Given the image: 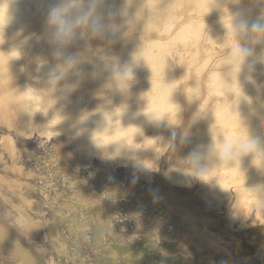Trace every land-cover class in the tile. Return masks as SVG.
<instances>
[{
  "label": "rangeland",
  "instance_id": "rangeland-1",
  "mask_svg": "<svg viewBox=\"0 0 264 264\" xmlns=\"http://www.w3.org/2000/svg\"><path fill=\"white\" fill-rule=\"evenodd\" d=\"M141 1L143 10L151 9L145 0ZM263 2L256 0L252 6ZM260 8L264 18V5ZM49 13L42 29L32 35L33 42L29 39L35 56L22 49L20 62L13 66L15 73H10L12 78L0 82V264H264V207L244 206L248 202L240 206L238 191L242 184L232 183L230 197L220 198L209 192L210 184L198 175L190 177L186 184L175 181L183 168L179 154L194 142L186 137L196 100L199 98L196 105H202L208 97L202 78L208 75L214 61L224 56L223 52L235 48L240 37L221 31L223 38L216 37V42L222 41L217 47L221 56L204 67L208 69L203 68L201 79L196 69L203 67L201 61L214 46L212 39L200 46L186 47L179 42L172 47L168 63L175 72L180 108L176 115L167 112L163 128L151 127L160 131L158 136L150 127L146 129L147 133L151 129L149 135L144 130L141 137L155 134L160 139H155L154 150L147 148L149 153L139 156L146 143L141 137L123 142L125 148L112 142H99L103 145L98 146L92 135L84 127L81 129L86 120L96 118L109 106L116 112L117 104L119 109L127 102L114 93L115 84L106 74L97 76L92 69L85 83L79 77L82 69L76 60L83 50L90 51V56L100 62L117 53L124 57L128 40L119 36L113 41L93 39L84 46L81 34L75 32L77 21L69 20V16L66 19L71 31L58 39L59 26L49 22ZM185 16L188 14L180 19L184 21ZM43 36L46 41L40 45ZM22 37L20 42L24 41ZM38 54L41 55L37 57ZM121 60L125 62L116 63L115 71L134 79L133 70L127 69L125 59ZM43 65L50 75L41 76ZM60 65L69 66L62 71ZM186 73L190 79L183 77ZM197 79L204 92L198 89L201 96L194 94L197 99L190 104L186 100L187 88ZM27 87L36 97L27 103L29 120L9 101L11 94L23 95ZM259 103L264 104L258 100ZM83 118L86 120L82 122ZM138 138L142 146H134Z\"/></svg>",
  "mask_w": 264,
  "mask_h": 264
},
{
  "label": "bare ground",
  "instance_id": "bare-ground-1",
  "mask_svg": "<svg viewBox=\"0 0 264 264\" xmlns=\"http://www.w3.org/2000/svg\"><path fill=\"white\" fill-rule=\"evenodd\" d=\"M255 1L145 0V5H150L151 9L143 10L144 2L141 0H77L76 3H79V7L71 10L69 20L70 18L75 19L83 13L91 12L87 19L83 21L75 20L78 24V29L76 27L75 32L78 31L81 34L80 39L83 38L81 39L82 45L87 46L93 39L98 42L103 39L113 41L117 36L128 40V43L125 42L127 46L124 57L116 52V55L109 58L106 57L100 62L90 56V51L83 50L78 61L76 60L82 69L79 72L81 73L79 77H82L85 83L88 82H86L85 78L92 69L97 76L106 74L115 84L116 92L114 93L123 98L125 103L127 102L125 105L122 104L119 109L117 104L116 112L109 106L110 108L103 110L102 113L100 111L96 118L89 116V119L92 118L90 121L86 120L88 119V116H86V119L83 118L81 120L82 122L86 120L84 124L82 123L81 129L84 127L92 135L93 141L97 142L95 143L96 145L99 142H112L121 146L123 142H127L126 140L128 142L132 141L134 136L141 137L144 130L146 132L148 127H159L164 122L168 111L175 113L180 108L175 72H172V68L170 69L171 66L168 63V55L171 53L172 47L179 42L186 47H190L191 44L200 46L202 43L210 42L212 39L211 46H214L208 49V54L201 61L203 67L201 66L202 68L200 69L195 68L197 71L196 75L201 79L202 73H204L203 68L210 63L212 64L215 58L218 59L217 55L220 54L221 56V53L217 52V47H221L222 41L218 40L216 42V37L220 36L218 39L223 38L221 31L224 29L228 35L233 34L239 36L240 39L235 48L229 50L232 53L226 57L229 52H223V57L214 61L212 65L210 64L212 69L206 77L202 78L207 87L205 91L208 93L204 104L196 105L197 101H199V98L197 99L196 97H200V94H202L199 93V96L197 93L199 92L198 89L202 91L201 85V88L198 87L199 79L189 88L185 86L188 89L186 100L193 104L195 99H197L193 113L191 112L192 125L190 124L189 136L186 137L189 140L193 139L194 142H190L186 149L184 148L186 147L184 143V150L182 149L183 152L179 154L178 158L183 168L179 170L175 181L179 182L178 184H186L192 176L198 175L202 178V181H207L210 184L208 187L209 192L213 196L216 194L220 198L224 196L230 197L231 184L240 183V185L242 184L241 187L239 186L240 189L238 191L240 194L238 196L242 199L239 200L240 206L248 202L244 206L247 204V206H253L255 204L262 209L264 207V104H258V100L259 102H264V37L262 35L263 32L254 31L252 27L257 22H264L262 16L263 8H260V5H264V2L260 5L252 6ZM61 3L59 0L58 2L57 0H0V82L12 78L10 73L15 71L13 69L15 63L17 61L20 62L22 49L25 48L26 52L29 51L27 55L32 53V56H35L33 47L31 44L28 45L32 41L31 37L35 32L42 29L50 10L55 6H60ZM186 14H188V17L185 16L187 19L185 18L184 21L183 18L180 19ZM174 20H177L176 24L173 23ZM242 23L246 24V28L240 30L239 25ZM115 34L117 35L115 36ZM57 36L58 39H62L64 35L60 33ZM21 37L25 41H22L24 43L20 42ZM43 37H40V45H43V42L45 43L46 41L45 36ZM16 42L20 43L21 46L16 45ZM230 42L231 39L229 38ZM226 43L228 46L229 43L227 41ZM244 48L249 49L250 54L240 56L239 50ZM39 55L41 54H38L37 57ZM121 59L126 60L125 64L128 70H133L134 79L127 75L121 76L117 73V70L115 71L114 67L119 64L118 62L122 61ZM124 62L123 60L120 64L122 65ZM196 64L197 67L198 63ZM60 66L62 71H64L65 67L69 65ZM39 71L42 77L51 72L44 65ZM184 76L190 79L189 73L184 74ZM186 77L184 78L187 79ZM193 79H191V82H193ZM105 86L107 88V85ZM109 89V91H113L111 90L112 88ZM23 90V95L11 94L9 101L16 110L22 111L27 119L29 116V110L27 109L29 104L27 103L32 102V99L36 97H32L31 90L28 87ZM196 93L197 96L194 98L193 96ZM99 96H102V94H99ZM200 101L202 102V100ZM223 102L224 104H222ZM113 107L115 106L113 105ZM22 117L24 116L21 115L20 118L22 119ZM30 118L28 117V120ZM22 122H25V120ZM162 125H165V123ZM162 125L161 127L163 128ZM151 129L153 130V128ZM150 130H148V133ZM155 130L153 131L157 132ZM226 130L228 132H225ZM166 131L168 130L166 129ZM79 132L81 133V131ZM158 132L160 131L158 130ZM158 132L156 136L159 135ZM148 133L146 132V134ZM259 134L261 136H258ZM154 135L152 136L154 138H147L144 135L141 137L143 138L141 141H144L142 143H146L144 149L138 152V154L140 153L139 156L148 151L147 148L149 150L156 148L155 142L157 143V141L155 139L160 138H155ZM167 139L168 141L170 140L168 137L165 138V141ZM88 140L87 142L89 143L90 140ZM134 142L136 140L133 141V144ZM142 143L139 144L138 138L134 146L138 144L142 146ZM163 143V147L166 148L168 145L165 147L166 143ZM99 144L101 145L102 143ZM249 145H252V147L246 150ZM125 147L127 146L122 148ZM105 149L103 150L105 151ZM114 151L117 152L116 149ZM136 152L132 151L133 155ZM128 153H130L129 150L127 151ZM218 172L220 173L219 178L215 181L212 180L215 175L217 176ZM191 182L193 181L191 180ZM259 208H257L258 211Z\"/></svg>",
  "mask_w": 264,
  "mask_h": 264
},
{
  "label": "clouds",
  "instance_id": "clouds-1",
  "mask_svg": "<svg viewBox=\"0 0 264 264\" xmlns=\"http://www.w3.org/2000/svg\"><path fill=\"white\" fill-rule=\"evenodd\" d=\"M79 3L74 2V0H63L60 6H55L50 10L48 20L50 23L54 25L59 26V32L57 33L58 35L60 33H69L71 31V25L69 23V20L66 19V17L69 16V13L73 8H78ZM91 15V12H86L83 13L82 15H79L75 18V20L78 21H83L87 19ZM246 28V24L242 23L239 25V29L243 30ZM252 30L257 31V32H264V22H257L256 24L253 25ZM250 50L247 48L239 50V55L240 56H245L249 55ZM252 147V145L248 146L249 150Z\"/></svg>",
  "mask_w": 264,
  "mask_h": 264
}]
</instances>
